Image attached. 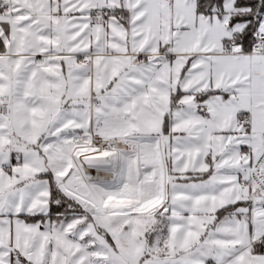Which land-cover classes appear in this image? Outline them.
Segmentation results:
<instances>
[{"label":"snow or ice","instance_id":"obj_1","mask_svg":"<svg viewBox=\"0 0 264 264\" xmlns=\"http://www.w3.org/2000/svg\"><path fill=\"white\" fill-rule=\"evenodd\" d=\"M0 264H264V0H0Z\"/></svg>","mask_w":264,"mask_h":264}]
</instances>
